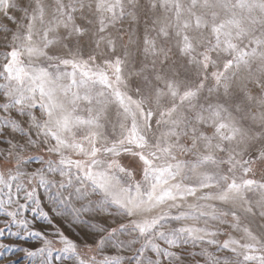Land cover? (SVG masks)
<instances>
[{"label":"snow or ice","instance_id":"snow-or-ice-1","mask_svg":"<svg viewBox=\"0 0 264 264\" xmlns=\"http://www.w3.org/2000/svg\"><path fill=\"white\" fill-rule=\"evenodd\" d=\"M0 237L264 264V0H0Z\"/></svg>","mask_w":264,"mask_h":264},{"label":"rangeland","instance_id":"rangeland-1","mask_svg":"<svg viewBox=\"0 0 264 264\" xmlns=\"http://www.w3.org/2000/svg\"><path fill=\"white\" fill-rule=\"evenodd\" d=\"M69 234H71V233H69ZM6 238H4V237H0V241H3V240H5ZM7 239H9V240H11V239H14V238H7ZM12 254L11 253H5L4 254V256L2 257V259H7L9 256H11ZM17 255L19 256V262H17L16 260H15V257H13V260H14V264H24V261H26V257H24L23 256V254L22 253H17Z\"/></svg>","mask_w":264,"mask_h":264}]
</instances>
